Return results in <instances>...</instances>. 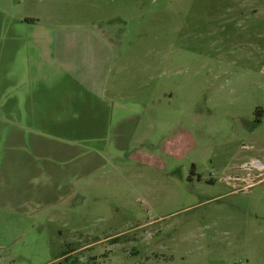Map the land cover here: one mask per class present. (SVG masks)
<instances>
[{
    "label": "rangeland",
    "instance_id": "374dc122",
    "mask_svg": "<svg viewBox=\"0 0 264 264\" xmlns=\"http://www.w3.org/2000/svg\"><path fill=\"white\" fill-rule=\"evenodd\" d=\"M0 264H264V0H0Z\"/></svg>",
    "mask_w": 264,
    "mask_h": 264
},
{
    "label": "crops",
    "instance_id": "0c3cea01",
    "mask_svg": "<svg viewBox=\"0 0 264 264\" xmlns=\"http://www.w3.org/2000/svg\"><path fill=\"white\" fill-rule=\"evenodd\" d=\"M52 83H54V82H52ZM60 83H62V86H64L66 84V82H60ZM94 87H95V89L92 91V94H91L92 97H94V99H102V100L106 101L107 103H109L110 101L107 98H104L101 95V93H99L100 92L99 90L101 88V82L100 83H96ZM109 104H110L109 111H111L112 109L114 110L115 109V106H114L115 104L114 105H112V103H109ZM2 116L4 118L1 117V119H4V120L7 119L4 115H2Z\"/></svg>",
    "mask_w": 264,
    "mask_h": 264
}]
</instances>
